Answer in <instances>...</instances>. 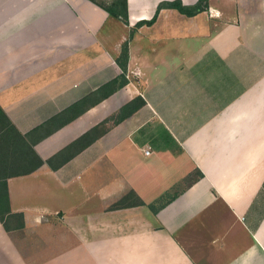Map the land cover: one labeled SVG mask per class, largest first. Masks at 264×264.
I'll list each match as a JSON object with an SVG mask.
<instances>
[{
  "label": "crops",
  "instance_id": "0c3cea01",
  "mask_svg": "<svg viewBox=\"0 0 264 264\" xmlns=\"http://www.w3.org/2000/svg\"><path fill=\"white\" fill-rule=\"evenodd\" d=\"M175 1L200 0H128L129 25L91 0H0V105L23 134L119 76L129 42V83L39 141L44 161L146 101L57 168L9 177L25 224L0 220V264H264V0L139 25ZM130 192L144 204L111 208Z\"/></svg>",
  "mask_w": 264,
  "mask_h": 264
},
{
  "label": "trees",
  "instance_id": "16d2710c",
  "mask_svg": "<svg viewBox=\"0 0 264 264\" xmlns=\"http://www.w3.org/2000/svg\"><path fill=\"white\" fill-rule=\"evenodd\" d=\"M91 1L106 10L111 18L118 19L124 24L129 25L128 0H116L110 5L99 2L98 0ZM209 1L210 0H200L195 6H186L181 1L163 2L159 5L157 13L152 20L141 22L139 25L143 23L153 24L159 12L164 8H175L188 16H194L206 10L209 7ZM128 61L129 42H125L117 58V62L122 69V73L119 76L103 84L97 90L27 134H23L19 131L4 108L0 105V220L7 231L12 230L10 226L11 223L19 229L23 228L25 224L24 215L22 213L12 212L8 191L9 177L30 174L45 163L53 168H57L102 137L109 130L111 125L122 122L146 104L142 96H136L131 101L124 104L116 113L92 127L85 134L46 161H44L35 150V145L53 133L56 129L67 125L72 120L81 116L86 111L125 87L129 83V79L127 78ZM201 176L202 173L198 172V176H194L192 181H196ZM176 196L177 194L171 196L167 202L172 201ZM165 203L154 204L150 207L156 212L160 207H163ZM143 204L144 202L135 192H130L113 204L111 208L119 209Z\"/></svg>",
  "mask_w": 264,
  "mask_h": 264
},
{
  "label": "rangeland",
  "instance_id": "374dc122",
  "mask_svg": "<svg viewBox=\"0 0 264 264\" xmlns=\"http://www.w3.org/2000/svg\"><path fill=\"white\" fill-rule=\"evenodd\" d=\"M98 1L110 5L113 1L116 0H98Z\"/></svg>",
  "mask_w": 264,
  "mask_h": 264
},
{
  "label": "built area",
  "instance_id": "2783aa9c",
  "mask_svg": "<svg viewBox=\"0 0 264 264\" xmlns=\"http://www.w3.org/2000/svg\"><path fill=\"white\" fill-rule=\"evenodd\" d=\"M147 154H150V151L149 150L147 151Z\"/></svg>",
  "mask_w": 264,
  "mask_h": 264
}]
</instances>
